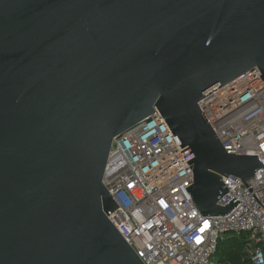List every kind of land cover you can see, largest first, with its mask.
I'll return each mask as SVG.
<instances>
[{
    "label": "water",
    "instance_id": "1",
    "mask_svg": "<svg viewBox=\"0 0 264 264\" xmlns=\"http://www.w3.org/2000/svg\"><path fill=\"white\" fill-rule=\"evenodd\" d=\"M264 78V0H0V264H143L108 219L102 183L115 136L159 116L192 170L203 216L228 153L197 106L238 75Z\"/></svg>",
    "mask_w": 264,
    "mask_h": 264
},
{
    "label": "built area",
    "instance_id": "2",
    "mask_svg": "<svg viewBox=\"0 0 264 264\" xmlns=\"http://www.w3.org/2000/svg\"><path fill=\"white\" fill-rule=\"evenodd\" d=\"M252 68L198 100L197 106L228 153L257 155L263 166L246 182L222 176L239 201L223 215L203 216L185 187L192 170L154 111L112 140L102 183L117 207L107 214L143 264H217L221 234H246L251 264H264V78Z\"/></svg>",
    "mask_w": 264,
    "mask_h": 264
},
{
    "label": "trees",
    "instance_id": "3",
    "mask_svg": "<svg viewBox=\"0 0 264 264\" xmlns=\"http://www.w3.org/2000/svg\"><path fill=\"white\" fill-rule=\"evenodd\" d=\"M213 256L218 257L217 264H251L242 252L240 242L233 238L218 241Z\"/></svg>",
    "mask_w": 264,
    "mask_h": 264
},
{
    "label": "rangeland",
    "instance_id": "4",
    "mask_svg": "<svg viewBox=\"0 0 264 264\" xmlns=\"http://www.w3.org/2000/svg\"><path fill=\"white\" fill-rule=\"evenodd\" d=\"M246 234H242L241 236H238L232 232H226L224 234H221V238L219 239V241H223V240H227L229 238H233V239H236L238 242H240V246H241V250L242 252L244 253L245 257L248 256V251H249V248L247 247L246 243ZM213 260L215 263H218L217 260H218V257L217 256H213Z\"/></svg>",
    "mask_w": 264,
    "mask_h": 264
}]
</instances>
